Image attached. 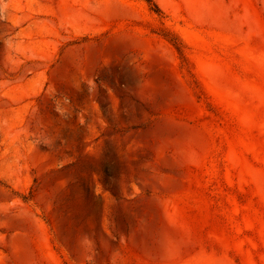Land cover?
Instances as JSON below:
<instances>
[{"label": "rangeland", "instance_id": "obj_1", "mask_svg": "<svg viewBox=\"0 0 264 264\" xmlns=\"http://www.w3.org/2000/svg\"><path fill=\"white\" fill-rule=\"evenodd\" d=\"M0 264H264V0H0Z\"/></svg>", "mask_w": 264, "mask_h": 264}]
</instances>
